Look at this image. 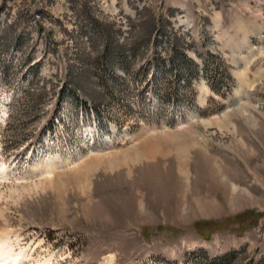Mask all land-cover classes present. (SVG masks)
Masks as SVG:
<instances>
[{
    "label": "rangeland",
    "instance_id": "obj_1",
    "mask_svg": "<svg viewBox=\"0 0 264 264\" xmlns=\"http://www.w3.org/2000/svg\"><path fill=\"white\" fill-rule=\"evenodd\" d=\"M0 165L20 264H264V0H0Z\"/></svg>",
    "mask_w": 264,
    "mask_h": 264
},
{
    "label": "bare ground",
    "instance_id": "obj_2",
    "mask_svg": "<svg viewBox=\"0 0 264 264\" xmlns=\"http://www.w3.org/2000/svg\"><path fill=\"white\" fill-rule=\"evenodd\" d=\"M7 173V168L5 166L0 165V180ZM14 254L10 250V247H7V244L4 242H0V264H20L19 256L16 257L15 260H12Z\"/></svg>",
    "mask_w": 264,
    "mask_h": 264
},
{
    "label": "trees",
    "instance_id": "obj_3",
    "mask_svg": "<svg viewBox=\"0 0 264 264\" xmlns=\"http://www.w3.org/2000/svg\"><path fill=\"white\" fill-rule=\"evenodd\" d=\"M222 264H226V262L225 261H222Z\"/></svg>",
    "mask_w": 264,
    "mask_h": 264
}]
</instances>
